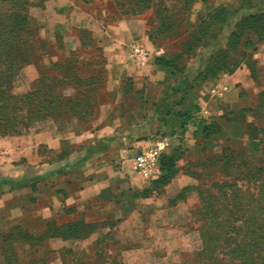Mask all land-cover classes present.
Here are the masks:
<instances>
[{
  "label": "rangeland",
  "instance_id": "obj_1",
  "mask_svg": "<svg viewBox=\"0 0 264 264\" xmlns=\"http://www.w3.org/2000/svg\"><path fill=\"white\" fill-rule=\"evenodd\" d=\"M30 1L34 6L29 9L28 27L38 31L35 37L37 54L33 63L27 66L17 79L16 92L29 91L35 80L47 73L58 80L65 79L68 86H63L64 93L74 96L85 89L82 86L85 85V80L93 78L96 82L90 87H96L99 92V107L90 118V124L85 127L72 119L69 124H56L52 119H47L33 124L22 135L32 136L41 129H54L59 134L68 136L74 141V145L65 147L63 151L68 155L63 159L58 157L59 154L49 151L46 146L38 147L35 152H28L24 151V145L9 142L19 136L0 137V174L7 173L12 168L24 167L25 172L17 177L18 179L25 175L28 183L35 180L39 182L41 179L38 177L45 174L43 180L47 181L49 176L46 173L49 174L57 167H63L64 172L88 163L100 167L103 158L109 159L107 162L114 165L124 162L129 165L126 169H133L134 165L136 173L143 172L136 168L134 161L141 149L156 142L149 132V125H137L127 132L116 134L111 137V143H107L105 139H96L94 132L103 119V107L112 103L116 94L107 88L113 49L107 45L102 30L118 20L135 19L148 32L156 24L154 9L133 14L125 12L130 7L128 0H84L90 4L91 9L85 11L88 17L79 24L73 16L69 17V11H57L52 0ZM221 9L229 10V14L227 17H214L215 26L212 31H208L207 36L213 33L218 35L207 47L186 60L187 76L191 75L192 78L204 68L211 49H214V57L222 53L217 50L218 46L220 50L226 51L228 37L241 17L260 16L259 28L248 29L238 48L228 53L229 61L236 65L235 71L244 69L249 73L248 82L241 88L240 99L245 108H252L258 115L251 121L250 128V134L258 137L254 139L258 141V149L255 151V148L249 145L251 138L239 124L242 119L240 111L236 112L228 106L223 116L224 121L214 120L222 130L211 137L206 138L202 128L197 130L193 125L186 127L182 144L176 148L178 150L174 156V165L179 171L169 183L178 176L183 179L184 186L177 193L176 188L167 190L169 184H150L129 190L124 186L126 194L120 192L119 197L115 199L116 204L99 196L79 204L76 202V212L58 223L85 220L92 224L91 227H97L98 231L84 241L70 240L61 244L48 240V248L64 246L77 251L92 250L93 243L106 236L107 239L102 241L101 248H110L109 250L118 255L117 260L123 264H198L195 254L204 248L202 234L215 231V225L211 224L209 219L214 217L215 213L221 215L217 210L213 212L219 209L216 202L212 203L213 211L205 208L204 203L211 199L215 201V197L221 195L219 186L222 182L237 184L241 190V198L238 200L241 206L246 204L243 195L246 197L249 192L257 194L255 184L237 178L246 172L243 167L246 160L237 157V152L245 150L254 166H264V41L258 42L259 36L264 35V0H210L206 4L198 2L192 7L189 21L195 24L198 17H206ZM223 24L228 29L218 33L219 26ZM190 25L186 27L191 31ZM247 39L250 42L245 45ZM191 41L189 31L185 33L178 30L173 35L158 40L157 47L177 54L183 51L182 45H189ZM69 61L74 70L67 72ZM53 63L58 64L56 70L52 66ZM90 147L96 151L87 154ZM227 147L230 151L222 155V151ZM116 150L123 152L117 156ZM24 153L28 154L27 158H23ZM85 155H88L87 161L79 165L80 159ZM71 164L78 166L70 167ZM4 177L6 176L0 175V180ZM11 186L13 185L9 183L6 187ZM255 198L252 210L261 205V202L257 201L260 200L259 197L256 195ZM222 212V215L228 213L225 210ZM21 222L35 235L44 230V223L35 213L27 215ZM225 245L221 242L215 246L226 247Z\"/></svg>",
  "mask_w": 264,
  "mask_h": 264
},
{
  "label": "trees",
  "instance_id": "obj_2",
  "mask_svg": "<svg viewBox=\"0 0 264 264\" xmlns=\"http://www.w3.org/2000/svg\"><path fill=\"white\" fill-rule=\"evenodd\" d=\"M210 0H128L130 7L126 13L139 14L146 10L154 9V19L156 24L148 31L149 40L157 46V41L167 36L173 35L175 31L183 30L191 34L192 41L187 46L182 45L183 51L177 54H171L165 50V55L159 57L156 62L171 71V75L180 79L179 84L175 86L177 90L184 89L186 79L185 62L190 57L207 47L210 41H214L217 33L207 36L208 31H212L215 26V18L229 14V10L221 9L214 14L206 17L197 18V22L192 24L189 19L192 14V7L195 3L206 4ZM132 2V3H131ZM34 6L30 0H0V137L22 136L35 123L52 119L56 124L70 123L71 119L85 127L90 124V118L99 107V92L95 85L96 80L90 78L85 80V89L77 92L74 96L64 93V87L68 86L65 79H56L45 73L35 80L31 89L25 93L16 92V82L23 70L31 65L37 54L36 29L28 27L29 9ZM222 8V7H221ZM228 8V7H226ZM230 9V7L228 8ZM124 13V12H123ZM209 19V21L207 20ZM259 15H249L241 17L228 37L226 51H221L214 57V49H211L207 63L194 77L193 82L188 86L199 85L209 78H215L218 74L234 73L236 65L231 63L228 53L236 50L242 40L243 35L248 29L259 28ZM191 24L189 28L186 26ZM228 27L223 24L219 26L218 33L227 30ZM85 32V31H83ZM264 41V35H260L258 42ZM250 40L245 41V45ZM187 46V47H186ZM214 48V47H213ZM215 60H214V59ZM67 62L66 71H73V67ZM57 63H53L54 70ZM64 86V87H63ZM198 109L189 110L182 115L181 130L184 132L188 125L196 126L197 130L202 128L206 138L222 130L216 121H209L197 116ZM246 114L258 115L252 108H246L240 111V122L245 123ZM252 123L246 124L245 130L251 139H257L254 134H250ZM107 143H111L113 138H106ZM175 149L172 153H162L159 164L163 174L151 184L168 185L173 179L175 173L179 171L174 165ZM96 151L90 147L88 153ZM230 151L225 148L222 155ZM67 152H62L58 157L65 158ZM237 157L245 159L243 167L246 172L238 176V180L255 184L257 194L247 193L245 205H239L241 198L240 188L235 183L228 184L222 182L220 187L221 195L215 197V201L209 200L204 203L205 208L212 209V203L216 202L219 209L213 212H221L215 218L212 216L211 224L215 225V231H206L202 234L204 248L196 252L198 264H264V166H254L248 158L245 150L238 151ZM88 159L85 155L80 159L79 165H82ZM25 161V159H23ZM78 165H70L76 167ZM64 173L63 167H57L46 175H61ZM40 175L39 179H43ZM11 183L13 186H22L30 184L36 187L37 181L28 183L27 177L11 178L4 177L0 180V187ZM10 187V188H11ZM121 194H126L121 192ZM261 202L258 209L252 210V204L256 201ZM102 198V197H101ZM103 199V198H102ZM225 201V202H224ZM225 204H224V203ZM227 211V215H222V211ZM67 214L76 212V208L67 209ZM214 218V220H213ZM208 220V218H207ZM240 225V226H239ZM90 222L85 220H75L64 223L57 221L44 222V230L38 235L32 233L30 229L24 226L22 222L12 225L9 230L0 235V253L4 264H123L118 261V255L112 250L102 249L101 243L106 240V236L97 239L93 243L92 250L77 251L73 248H62L55 250L47 247V241L53 238H62L64 240H85L96 233L97 227H91ZM223 242L226 247H217ZM233 243V246L231 244ZM17 245H28L31 250V258L21 263L17 253ZM217 245V246H215ZM108 250V251H107ZM57 260V261H56Z\"/></svg>",
  "mask_w": 264,
  "mask_h": 264
},
{
  "label": "crops",
  "instance_id": "obj_3",
  "mask_svg": "<svg viewBox=\"0 0 264 264\" xmlns=\"http://www.w3.org/2000/svg\"><path fill=\"white\" fill-rule=\"evenodd\" d=\"M52 4H55L57 11H69V17L73 16L79 24L88 17L85 11L91 9L90 4L84 0H52ZM102 32L107 45L113 49L107 88L116 94L115 100L103 107V119L94 132L96 139L110 138L137 125L147 124L151 127L149 132L153 140L156 139L155 143H162V152L170 154L179 148L186 133L181 130L180 115L183 113L196 108L209 121H224L223 116L228 106L236 112L246 109L240 99L241 88L250 78L246 70L222 72L193 87L188 86V83H192L195 76L190 78L189 75L182 79L186 90H177L175 86L180 79L173 77L168 68L156 62L165 55V49L155 46L149 40L146 28L138 20H118L115 24L105 26ZM135 42L144 47L147 58L138 61L130 59ZM126 46L128 49L124 50ZM255 119L252 114H246L245 123L239 124L245 128L247 123ZM9 142L22 144L24 151L31 152H35L40 146H46L49 151L59 155L67 145H74L71 138L54 129H41L32 136L14 137ZM257 142L254 139L249 141L255 151L258 149ZM115 152L118 156L123 151ZM27 155L24 153L23 158H27ZM107 160L109 159L103 158L100 167L88 163L61 175H51L47 181L41 179L37 182L35 188L30 184L11 188L1 186L0 235L31 213H35L43 223L58 222L69 216L66 211L73 208L76 202L79 204L99 196L116 204V197H119L120 192H125L124 186L128 187L127 190L143 188L163 174L159 163L151 170L136 173L134 165L133 169H126L129 165L124 162L114 165ZM24 172V167L12 168L0 175L17 178ZM183 186L184 181L178 176L168 185L167 190L176 188L177 193ZM69 241L62 238L51 239V242L61 244ZM63 247L53 249L60 250ZM16 249L21 263L31 258L28 245H17ZM0 264H4L1 253Z\"/></svg>",
  "mask_w": 264,
  "mask_h": 264
},
{
  "label": "built area",
  "instance_id": "obj_4",
  "mask_svg": "<svg viewBox=\"0 0 264 264\" xmlns=\"http://www.w3.org/2000/svg\"><path fill=\"white\" fill-rule=\"evenodd\" d=\"M147 57L148 54L144 47L139 42H135L131 48L130 59L132 61H138ZM197 116L206 118L201 112H198ZM162 146V143H155L141 149L135 158L136 168L143 172L153 169L159 163L162 154Z\"/></svg>",
  "mask_w": 264,
  "mask_h": 264
}]
</instances>
